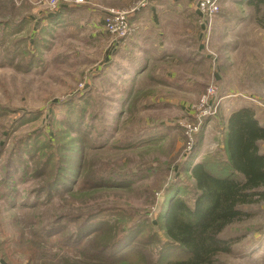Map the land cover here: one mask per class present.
Masks as SVG:
<instances>
[{
    "label": "rangeland",
    "instance_id": "obj_1",
    "mask_svg": "<svg viewBox=\"0 0 264 264\" xmlns=\"http://www.w3.org/2000/svg\"><path fill=\"white\" fill-rule=\"evenodd\" d=\"M75 1L49 12L0 0V264L182 259L168 244L164 208L174 198L192 204L189 171L221 148L225 90L264 89L237 29L264 28V0H217L211 30L200 0H189V14L167 9L169 60L138 86L131 49L119 50L124 40L104 30V15ZM244 210L250 218L225 232L240 241L214 264H264V202Z\"/></svg>",
    "mask_w": 264,
    "mask_h": 264
},
{
    "label": "trees",
    "instance_id": "obj_2",
    "mask_svg": "<svg viewBox=\"0 0 264 264\" xmlns=\"http://www.w3.org/2000/svg\"><path fill=\"white\" fill-rule=\"evenodd\" d=\"M262 143L264 125L251 107L242 106L228 116L221 148L189 171L195 191L192 204L174 198L164 208L168 244L182 256L166 264H214L219 254L231 253L240 237H227L225 232L250 218L244 207L264 202Z\"/></svg>",
    "mask_w": 264,
    "mask_h": 264
},
{
    "label": "crops",
    "instance_id": "obj_3",
    "mask_svg": "<svg viewBox=\"0 0 264 264\" xmlns=\"http://www.w3.org/2000/svg\"><path fill=\"white\" fill-rule=\"evenodd\" d=\"M83 1L86 2L87 7L86 6L84 7L88 9L90 15H95L91 13H96L95 10L96 8L97 14H103L104 17L107 15V13L110 10L126 11L139 5L138 6L139 8L135 12V14L129 19V22L133 28L132 36L122 41V43H120V46H118L119 50H124V51L130 48L134 54L133 56L136 58L134 60L137 63H135L134 60L128 61L132 63L131 65L133 67H136L135 70L139 74L135 76L137 81L135 80V82L133 83V85L136 83V86H138V83H142L145 77L146 78H150L153 76L155 77L154 68L157 69L163 68V66H165L164 63L169 60L168 56L163 55V53L166 52L165 50L167 49V46H170L171 44L169 43L170 37L167 28L169 22H167V24L165 23L160 25V14L166 13L167 9L170 10V8L172 7L176 8V10L172 12L174 14L185 15L184 13L189 14L191 12L189 0H124L120 4H111V3L109 4L105 2L101 3L100 1H98V4H95L94 2L96 1L94 0H83ZM212 28L215 27H212L211 24L210 30ZM239 28L242 30L238 39L240 45H242V47L250 48L248 49L250 51L247 53V55L251 57L255 56L258 58L259 66L257 68L262 72V74H259L258 77H264V28L256 27L255 24L254 26H252L251 24H247V23H241L240 26L237 27V29ZM184 32H185V27H184ZM255 36L256 38L254 39ZM180 40L181 39H178V44ZM182 40H183L182 43L185 46L187 42H190V39L188 38H184ZM251 40H253L252 43H250ZM253 43L256 46H254ZM257 43L260 44L261 50L257 49L258 47ZM199 44L201 43L199 42ZM176 56L178 58L181 55H174L173 57ZM198 65H200L201 69H203V73H205V71L208 68L206 67V64L203 65L199 63ZM240 69H242V67H240ZM164 70L165 69H162V71ZM181 72L184 73V70H181ZM132 74L134 73L132 72ZM163 75H165V73ZM249 75L250 73L248 74V76ZM144 84L147 85L148 82L145 81ZM229 90L230 89L225 90L226 94L230 95L229 98H226V100L229 101L230 107L228 108L230 109L228 111V115L225 118V121L233 111L237 110L242 106H248L254 110L255 117L259 122V124L264 125V107H262L257 103H254V105L248 104L246 102L238 104L236 102L237 100H234L236 96L237 97L240 96L243 99H246L248 97L252 100L255 101L258 100L261 102V99H264V89H248L247 86V89H241L240 92L234 89L233 91L231 90L229 92ZM242 94H248V95H242ZM230 98H234V99H230ZM261 147L262 149H264V143L261 144ZM260 247H264V246L261 245Z\"/></svg>",
    "mask_w": 264,
    "mask_h": 264
},
{
    "label": "built area",
    "instance_id": "obj_4",
    "mask_svg": "<svg viewBox=\"0 0 264 264\" xmlns=\"http://www.w3.org/2000/svg\"><path fill=\"white\" fill-rule=\"evenodd\" d=\"M34 6L38 10H45L49 12H55L58 7L66 0H31ZM76 4H84L83 0H76ZM139 5L126 10V11H114L110 10L103 18L102 25L104 30L114 37L116 40H126L132 35L133 28L129 22V19L135 14ZM217 0H200L198 3V12L205 20V28L210 30L212 24V17L218 12ZM207 92L201 97L199 103L200 106H204L208 103V98L214 95V88L208 87ZM251 102L257 103L264 107V101H255L251 99ZM209 114L204 112V115Z\"/></svg>",
    "mask_w": 264,
    "mask_h": 264
},
{
    "label": "water",
    "instance_id": "obj_5",
    "mask_svg": "<svg viewBox=\"0 0 264 264\" xmlns=\"http://www.w3.org/2000/svg\"><path fill=\"white\" fill-rule=\"evenodd\" d=\"M199 1V0H198Z\"/></svg>",
    "mask_w": 264,
    "mask_h": 264
}]
</instances>
